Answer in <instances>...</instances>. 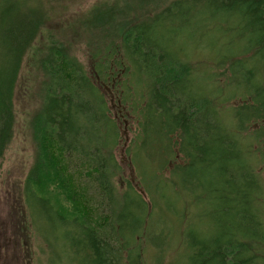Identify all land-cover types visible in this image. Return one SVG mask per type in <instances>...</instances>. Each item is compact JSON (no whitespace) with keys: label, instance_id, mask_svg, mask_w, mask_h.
I'll use <instances>...</instances> for the list:
<instances>
[{"label":"trees","instance_id":"1","mask_svg":"<svg viewBox=\"0 0 264 264\" xmlns=\"http://www.w3.org/2000/svg\"><path fill=\"white\" fill-rule=\"evenodd\" d=\"M42 1L0 0V166L13 133L15 75L43 24ZM166 8L107 36L93 56L96 79L58 45L39 62L42 109L23 192L29 208L53 216L60 264H143L142 242L160 250L167 240L163 226L145 228L155 209L176 213L165 189L199 209L177 264H264V0H178ZM196 32L203 46H192ZM191 48L212 54L208 70L183 57ZM218 87L235 97L226 109L234 131L222 123L217 93L209 94ZM112 107L134 124L125 153L141 193L130 182L115 187L121 125ZM57 190L63 199L54 205ZM159 192L164 210L151 205Z\"/></svg>","mask_w":264,"mask_h":264},{"label":"rangeland","instance_id":"2","mask_svg":"<svg viewBox=\"0 0 264 264\" xmlns=\"http://www.w3.org/2000/svg\"><path fill=\"white\" fill-rule=\"evenodd\" d=\"M178 0H43L44 8L41 11L43 24L37 30L36 35L29 48L20 59V63L15 75V88L13 96L14 105V123L12 139L5 149L1 166H0V264H60L55 256L57 248L53 235L60 237V232L52 227L51 214L44 215L38 209L37 205L28 207L33 203L23 192L26 175L32 162L36 157V143L34 132L36 131V122L40 117L42 109V85L43 75L39 62L48 54L46 49L49 45H58L59 47L72 53L78 61L82 63L85 70L91 74L93 56L99 45L104 47L107 44L108 35L117 34L119 31L127 28L129 24L149 19L161 12L168 5ZM30 2V1H28ZM32 3V2H30ZM98 4L94 11L92 6ZM92 7V8H90ZM89 10V11H88ZM88 11V12H87ZM111 31V33H108ZM199 32L194 33L193 44H201L198 41ZM117 37V35H116ZM92 42L93 46H90ZM227 44L230 47L237 46L221 38V45ZM201 46H203L201 44ZM244 46L239 47V53H242ZM185 51L183 57H189V61H200L199 67L204 68V64L212 63V54H206L207 57L196 52ZM199 52V51H198ZM235 54V55H236ZM202 56V57H201ZM211 63L209 66H211ZM197 65V64H196ZM202 65V66H201ZM204 70H208L204 68ZM96 79V78H95ZM222 80L224 77L221 78ZM206 83L209 78L198 79ZM234 84H229L233 87ZM198 87H201L197 84ZM220 88V89H218ZM209 94L214 98V92L217 93L221 103L216 104L220 109L222 123L228 131H234V124L229 125L230 114L226 111L228 106H232L235 97H225L223 87H218ZM229 90V89H228ZM234 90V88H233ZM113 91V89H112ZM230 91V90H229ZM113 99L111 91L103 90ZM115 93V92H114ZM210 96V98H211ZM229 100H226V99ZM113 117L118 120V109L112 107ZM120 121V124H119ZM120 141L115 149V157L122 167L120 177L115 178L116 189L123 190L127 182H130L137 191L140 192V186L135 179L134 168L129 163V157L125 153L126 147L132 137L133 125L119 118ZM137 171V170H136ZM263 180V179H261ZM260 180V181H261ZM57 189V188H56ZM159 189V188H158ZM157 189V191H158ZM164 190V189H163ZM58 191V190H57ZM59 193V199L56 194H51L50 199L54 205L58 200L61 203L62 195ZM141 193V192H140ZM161 192L156 193L155 200L151 201L154 208L158 204ZM173 196H181L175 199ZM175 200L174 209L161 210L155 209L156 215L153 216V223L145 228H165L167 231V240L160 250L155 249L147 242H142L141 256L143 264H177L180 256L185 252L183 246V231L187 228L188 223L193 226L199 218V206L194 205L198 210L193 208L189 201L182 196L181 192L175 193L165 189L164 198ZM168 204V203H167ZM150 205V203H149ZM40 206V205H39ZM163 210L165 209L162 207ZM152 215V212H151ZM161 215V216H160ZM198 215V217H197ZM108 216V220H110ZM190 227V225H189ZM144 228V227H143ZM261 228H264L262 225ZM50 231L53 232L50 233ZM52 245L54 247L52 248ZM60 242H57V246ZM64 252L59 250L58 255ZM161 256L160 259H158ZM158 259V260H157ZM157 261V262H156ZM68 262V261H67ZM62 264L66 263L63 260Z\"/></svg>","mask_w":264,"mask_h":264}]
</instances>
